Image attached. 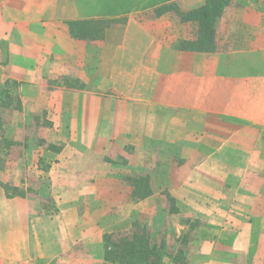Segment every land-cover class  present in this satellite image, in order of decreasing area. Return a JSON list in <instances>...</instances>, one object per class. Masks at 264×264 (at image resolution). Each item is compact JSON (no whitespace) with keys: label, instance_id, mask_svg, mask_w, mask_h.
Instances as JSON below:
<instances>
[{"label":"crops","instance_id":"obj_1","mask_svg":"<svg viewBox=\"0 0 264 264\" xmlns=\"http://www.w3.org/2000/svg\"><path fill=\"white\" fill-rule=\"evenodd\" d=\"M212 1L0 0L9 114L44 116L42 174L69 185L50 215L0 184V264H98L78 246L166 194L201 221L190 259L264 264V0H218L206 27Z\"/></svg>","mask_w":264,"mask_h":264},{"label":"rangeland","instance_id":"obj_2","mask_svg":"<svg viewBox=\"0 0 264 264\" xmlns=\"http://www.w3.org/2000/svg\"><path fill=\"white\" fill-rule=\"evenodd\" d=\"M5 121L7 125L2 127L5 128L3 133L6 138L8 136L11 137L10 140L13 144L8 150H6L8 147H4V151L0 154V184L2 188L5 191V187L8 188L6 195L15 194L16 196L28 199L33 206L34 212L56 215V192L65 189L69 185L64 180L56 181L42 174L43 171H46L44 169L50 166L49 162L56 157L55 153L57 151V145L53 144L51 146L50 142L46 139L48 132L40 131L42 124L44 126V116L22 113L8 114ZM42 159L45 163L41 162ZM156 180L158 183H160L159 181H163L160 177ZM151 183L153 184L152 181ZM142 187H144L143 190L145 192L149 190V186H144L143 184ZM127 198L128 200L133 199L130 195ZM160 199L151 198L150 201L142 205V211L139 209V213L134 210L132 215H130V211H121L120 220L122 221V225L127 224L116 231L114 230L112 234H127L138 224V226H148L150 231H154L160 237L171 233L176 236L185 233L193 239L198 231L197 229L200 227L201 221L189 214L179 216L168 215L170 202L165 196V203L169 208L164 209L163 202ZM124 214L127 217L132 216L133 220L131 217L125 220ZM136 215L138 217H135ZM197 221L198 223L196 224ZM191 225H195V227L191 228ZM103 239L99 245L85 246L81 243L78 246V251L82 256L92 255L96 257L98 261L100 260L98 264H108L103 259ZM179 246L182 245L179 244ZM202 260V257L194 256L190 259V262L191 264H198Z\"/></svg>","mask_w":264,"mask_h":264},{"label":"trees","instance_id":"obj_3","mask_svg":"<svg viewBox=\"0 0 264 264\" xmlns=\"http://www.w3.org/2000/svg\"><path fill=\"white\" fill-rule=\"evenodd\" d=\"M222 3L218 0L209 2L207 6L191 12L193 19L199 24H213L215 16L220 12ZM72 27V26H71ZM72 32H75L73 26ZM17 85L5 81L0 83V154L4 147L8 150L13 144L5 137L3 126H6V115L12 110L20 108L21 101L17 94ZM58 151V149H57ZM56 151V152H57ZM8 154V153H7ZM42 163H45L42 159ZM47 166L44 170H48ZM6 191L8 190L5 187ZM7 193V192H6ZM146 192L139 197L144 198L150 195ZM15 194H8V197H14ZM166 199L170 202L168 215L177 214L175 200L166 194ZM198 221L196 222V224ZM199 225V224H198ZM142 226V227H140ZM136 224L131 232L119 234H106L103 239V259L108 264H190V246L193 242L191 236L185 233L176 236L171 233L165 236H158L154 231H150L148 226ZM195 225H191L194 228ZM181 244L182 246H179Z\"/></svg>","mask_w":264,"mask_h":264}]
</instances>
